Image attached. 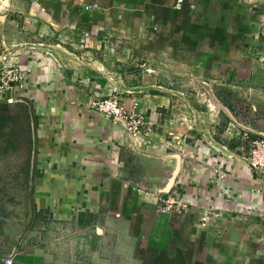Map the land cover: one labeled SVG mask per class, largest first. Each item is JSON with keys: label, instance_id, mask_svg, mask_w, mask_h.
Masks as SVG:
<instances>
[{"label": "crops", "instance_id": "obj_1", "mask_svg": "<svg viewBox=\"0 0 264 264\" xmlns=\"http://www.w3.org/2000/svg\"><path fill=\"white\" fill-rule=\"evenodd\" d=\"M179 1L6 0L0 68L26 81L0 97V264H250L264 248L247 165L264 83H230L263 55L242 45L264 18L253 0ZM113 94L146 137L93 109Z\"/></svg>", "mask_w": 264, "mask_h": 264}, {"label": "built area", "instance_id": "obj_2", "mask_svg": "<svg viewBox=\"0 0 264 264\" xmlns=\"http://www.w3.org/2000/svg\"><path fill=\"white\" fill-rule=\"evenodd\" d=\"M182 3L183 0H180L179 5ZM94 7L96 8L97 6ZM94 7L86 6L85 9L86 11H92ZM25 81L26 75L19 67L4 65L0 70V97L6 98L8 104L15 103L12 94L16 88L22 87ZM93 109L114 125H123L132 140L142 139L148 134L146 129L149 123L146 121L144 115L138 111V103H134L129 109L121 103L118 94H113L106 99L95 101L93 103ZM247 165L251 172L264 179V138L254 141L247 158ZM180 205L181 203L176 199H170L165 202V207L161 212L168 214ZM4 264L14 263L7 259Z\"/></svg>", "mask_w": 264, "mask_h": 264}, {"label": "rangeland", "instance_id": "obj_3", "mask_svg": "<svg viewBox=\"0 0 264 264\" xmlns=\"http://www.w3.org/2000/svg\"><path fill=\"white\" fill-rule=\"evenodd\" d=\"M253 1L258 2L257 7L254 8L253 10L256 11L259 16H263L262 18H264V0H253ZM5 2H6V0H0V32H1V28H2V26H1L2 22L1 21L5 16V12L7 11L6 10L7 6H5ZM254 35L260 37L258 42H259L260 53H262L263 55L261 57H258L257 59H255L256 63L254 62L252 67L243 68L241 70V73L239 72L240 74L239 73L231 74L230 75V80H231L230 83H264V70H263L264 67L261 66V68H260V70L263 72H259L258 76L256 74L257 73L256 71L258 70L257 69L258 62L260 63V59H262L264 61V19L259 21L257 25H253L250 28V31L248 32V38L243 39V45L242 46L245 48H248L245 46L246 44H244V43H249L251 41V38ZM5 52H7L6 46H3V48L1 47L0 58L3 57V54ZM261 64L264 65L263 62ZM3 66L4 65H2V67ZM2 67L0 69H2ZM250 69L252 70V72H250ZM228 72L233 73L232 70H229ZM240 107H241V105H240ZM249 107L250 106H248L246 108V107H244V104H242V110H246V113H243V114H247V112H248V114L250 113V111L247 110V109H249ZM261 179H263V178H261ZM263 190L264 189L261 190V195L264 198ZM244 252L245 251H243V253ZM251 258H252V260H251L250 264H264V248H262L261 251L258 252V256H257L258 260L255 256H252ZM255 259L257 262L254 261Z\"/></svg>", "mask_w": 264, "mask_h": 264}]
</instances>
